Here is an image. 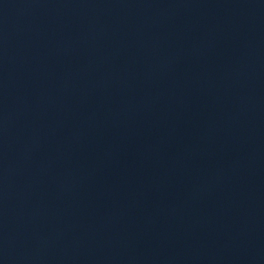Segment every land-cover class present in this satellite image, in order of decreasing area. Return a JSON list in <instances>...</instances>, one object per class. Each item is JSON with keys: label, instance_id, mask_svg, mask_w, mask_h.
<instances>
[{"label": "water", "instance_id": "95a60500", "mask_svg": "<svg viewBox=\"0 0 264 264\" xmlns=\"http://www.w3.org/2000/svg\"><path fill=\"white\" fill-rule=\"evenodd\" d=\"M0 264H264V0H0Z\"/></svg>", "mask_w": 264, "mask_h": 264}]
</instances>
